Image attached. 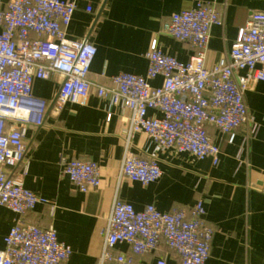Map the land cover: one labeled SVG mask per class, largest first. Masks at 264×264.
Here are the masks:
<instances>
[{"label": "built area", "instance_id": "built-area-1", "mask_svg": "<svg viewBox=\"0 0 264 264\" xmlns=\"http://www.w3.org/2000/svg\"><path fill=\"white\" fill-rule=\"evenodd\" d=\"M77 9V0H0V206L17 215L0 251V264H63L73 254L52 226L42 228L25 221L39 206H51L52 211L55 207L25 187L26 166L15 174L11 171L26 157V128L41 126L50 106L33 95L36 80L62 78L54 101L59 110L91 92L88 75L97 49L88 40L67 38ZM221 24L216 4L198 2L191 10L173 14L163 25V33L195 50L187 63L165 54L154 41L146 54L145 76L120 73L111 78L110 87L96 88L100 98L127 114L121 180L148 186L162 177L157 158L144 159L132 152L137 134L146 135L159 150L211 159L216 166L221 150L207 127L233 140L238 128L251 125L240 156L248 153L259 126L253 122L245 95L252 84L264 82V12H252L228 58L208 68L211 31ZM157 78L162 85L154 88L150 83ZM62 166V174L81 193L101 186L97 163L63 160ZM205 215L202 200L189 211L166 213L153 205L137 211L115 199L96 264H138L134 256L155 253L163 246L174 253L178 264H206L214 230L205 223ZM120 245H126L133 256L117 251ZM155 264L169 263L158 257Z\"/></svg>", "mask_w": 264, "mask_h": 264}, {"label": "crops", "instance_id": "crops-1", "mask_svg": "<svg viewBox=\"0 0 264 264\" xmlns=\"http://www.w3.org/2000/svg\"><path fill=\"white\" fill-rule=\"evenodd\" d=\"M198 2L216 4L222 19V24L211 31L208 68L228 58L250 14L264 12V0H77L67 38L88 40L97 49L88 75L92 83L89 96L59 110L54 101L62 78L54 75L50 80L34 82L33 95L50 106L41 126L26 128L28 151L11 173L26 166L25 187L54 204L53 211L51 206H39L25 221L42 228L52 226L60 242L71 246L73 254L63 264L98 262L115 199L137 211L153 205L166 213L189 211L202 200L205 223L214 230L206 264H264V82L252 84L245 95L259 130L251 139L248 153L241 156L243 137L251 125L238 128L233 140L215 127H207L208 135L221 150L216 166L211 159L197 160L189 153L159 150L146 135L137 134L132 152L144 159L157 158L163 173L148 186L120 179L127 114L96 92L97 87H110L111 78L120 73L145 76L149 65L146 54L154 41L165 54L187 63L195 50L163 33V25L173 14L191 10ZM150 84L161 87L162 79ZM149 115L161 117L155 111H149ZM63 160L97 163L101 186L81 193L62 174ZM16 219L15 213L0 206V251ZM117 249L133 256L126 245ZM158 257L178 264L165 246L152 254L134 256L138 264H155Z\"/></svg>", "mask_w": 264, "mask_h": 264}]
</instances>
